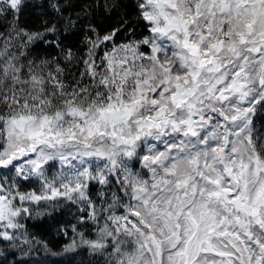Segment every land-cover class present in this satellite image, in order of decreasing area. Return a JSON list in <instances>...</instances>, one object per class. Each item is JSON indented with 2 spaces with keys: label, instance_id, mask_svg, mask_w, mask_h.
<instances>
[{
  "label": "snow or ice",
  "instance_id": "snow-or-ice-1",
  "mask_svg": "<svg viewBox=\"0 0 264 264\" xmlns=\"http://www.w3.org/2000/svg\"><path fill=\"white\" fill-rule=\"evenodd\" d=\"M0 22V264L59 255L30 223L56 213L97 264H264V0H0Z\"/></svg>",
  "mask_w": 264,
  "mask_h": 264
},
{
  "label": "trees",
  "instance_id": "trees-1",
  "mask_svg": "<svg viewBox=\"0 0 264 264\" xmlns=\"http://www.w3.org/2000/svg\"><path fill=\"white\" fill-rule=\"evenodd\" d=\"M84 2L91 3L94 6L97 3V0H84ZM29 4L31 5V0H29ZM37 16V10H34L31 6H29L25 9L22 20L27 22L29 25H32L36 22ZM0 26H2V22H0ZM76 39H78V37H72L69 42H74ZM256 124L258 128L264 125V113L258 114ZM69 218L70 217L67 214L61 215L60 213H56L54 214V217H45L39 221L30 222L35 225L33 231L47 240L52 251L60 254L51 255L45 253L43 250L33 252L30 256L24 257V259L29 261V264H97L99 258L90 256L86 251H79L75 253L62 252L65 237L62 235L58 236L53 225H55L57 221H64ZM9 264H12L11 258H9Z\"/></svg>",
  "mask_w": 264,
  "mask_h": 264
}]
</instances>
